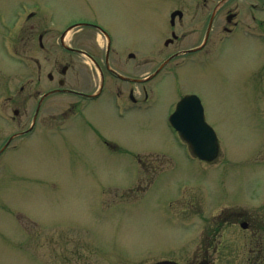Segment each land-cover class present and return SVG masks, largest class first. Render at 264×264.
I'll return each mask as SVG.
<instances>
[{
	"label": "rangeland",
	"instance_id": "1",
	"mask_svg": "<svg viewBox=\"0 0 264 264\" xmlns=\"http://www.w3.org/2000/svg\"><path fill=\"white\" fill-rule=\"evenodd\" d=\"M34 1L54 5L56 25L69 12L66 0H0V110L8 120L1 123L0 141L17 131L10 120L14 111L29 127L34 94L58 87L62 78V28L45 38L55 42L54 52L39 53L36 34L43 23L38 17L26 20ZM153 1H126L129 10L111 7L136 17L106 10L99 17L134 47L160 45L162 19ZM172 1L164 0L165 6ZM253 1H240L248 19ZM249 37L221 46L210 66L187 63L174 69L175 76L158 78L145 117L117 119L103 101L99 114V106L90 107V127L78 120L68 132L37 130L16 141L19 147L6 154L0 169V264H64L69 248L72 264H147L161 250L181 264L221 262L229 253L234 264H264V49ZM151 50L154 72L164 58ZM49 73L56 83L49 82ZM67 78L75 87L82 82L72 73ZM188 91L199 94L217 134L222 155L213 164L190 158L168 125V115ZM96 134L118 148L98 142ZM241 220L249 231L240 228ZM51 232L61 242L54 256ZM66 236L71 245L63 244Z\"/></svg>",
	"mask_w": 264,
	"mask_h": 264
},
{
	"label": "flooded vegetation",
	"instance_id": "2",
	"mask_svg": "<svg viewBox=\"0 0 264 264\" xmlns=\"http://www.w3.org/2000/svg\"><path fill=\"white\" fill-rule=\"evenodd\" d=\"M126 1L131 0H108L104 3L93 0H66L65 5L69 6V12L58 18L63 21V24L58 25L55 23L57 16L54 5L38 1L36 11L29 18L38 17L43 23L41 29L38 25L36 34L39 53L54 52L55 42L45 41V38L61 27L62 31H57L60 33L57 44L64 52L65 65L60 71L62 78L58 79V87H48L46 92L38 90L34 94V111L29 127L25 126L26 119H21L19 110H16L10 118L11 122L16 124L14 126L17 131L6 141H0V169L3 168L6 154L17 149L13 144L18 138L34 134L37 130L46 134L68 132L78 120L87 121L90 127L87 113L90 107L96 105L99 106L96 114H99L103 108V101L112 108L113 115L117 119L128 121L135 114L145 117L152 109L153 82L160 77L167 78L173 75L175 67L178 68L183 64L212 65L213 61L215 62L214 54L221 46L240 44L239 39L243 35L252 36L249 38L264 49V0H254L248 4L247 7L252 14L251 19L245 15L244 5L240 4L241 0H173L174 4L170 6H165L164 0H154L155 15L161 16L162 19V26L157 32V43L160 42V45H151L147 42L141 46V49L120 40L122 38L117 34L124 36L125 33H116L99 17L101 14H106L101 10L111 12L107 15H121V18L136 17L121 10V13L115 12L111 8L115 5V9L129 10V6L126 5L129 3ZM158 3H161V7H158ZM216 34L219 38L217 45L213 46ZM63 35H65V44ZM73 35H76L77 39L68 41ZM153 47L157 48L159 56L164 58L154 72L151 67ZM34 63L39 70L41 64L38 57L34 58ZM70 73L78 78L80 76L82 82L78 84L79 87L71 85V79L67 78ZM47 78L51 84L57 81L53 73H49ZM41 79L42 77L38 75V84ZM192 94L196 93L194 91L183 93L180 95V100ZM59 96H65L66 100H59ZM0 113L1 128L2 122L8 120L2 114V110ZM94 138L112 149L118 148L112 142L103 139L102 135L96 134ZM239 223L241 229L242 223L246 226V229L242 230L249 231L250 225L247 221L241 220ZM54 232L48 236L52 256L55 255V245L61 243L54 236ZM35 236L40 240L39 235L35 234ZM79 240L82 242L80 238ZM71 242L72 237L66 236L63 244L71 245ZM229 254H227L228 258L221 262L219 259H207L205 262H195V264L236 263L234 259L229 258ZM157 256L159 257L155 258L154 262L147 264H162L163 261H168L166 253H162V250ZM254 261L251 264H256V260ZM64 264H72L70 248L65 255Z\"/></svg>",
	"mask_w": 264,
	"mask_h": 264
},
{
	"label": "water",
	"instance_id": "3",
	"mask_svg": "<svg viewBox=\"0 0 264 264\" xmlns=\"http://www.w3.org/2000/svg\"><path fill=\"white\" fill-rule=\"evenodd\" d=\"M170 121L190 145L196 157L207 162H213L218 157L220 152L218 139L214 130L205 122L203 107L198 97L184 98L178 104Z\"/></svg>",
	"mask_w": 264,
	"mask_h": 264
}]
</instances>
